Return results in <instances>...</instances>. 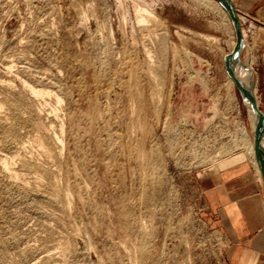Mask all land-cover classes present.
Here are the masks:
<instances>
[{"label":"rangeland","instance_id":"rangeland-1","mask_svg":"<svg viewBox=\"0 0 264 264\" xmlns=\"http://www.w3.org/2000/svg\"><path fill=\"white\" fill-rule=\"evenodd\" d=\"M216 2L0 0V264H226L204 180L253 134Z\"/></svg>","mask_w":264,"mask_h":264},{"label":"crops","instance_id":"crops-1","mask_svg":"<svg viewBox=\"0 0 264 264\" xmlns=\"http://www.w3.org/2000/svg\"><path fill=\"white\" fill-rule=\"evenodd\" d=\"M264 113V0H233ZM255 157L239 153L204 180L205 217L222 239L226 264H264V182Z\"/></svg>","mask_w":264,"mask_h":264},{"label":"water","instance_id":"water-1","mask_svg":"<svg viewBox=\"0 0 264 264\" xmlns=\"http://www.w3.org/2000/svg\"><path fill=\"white\" fill-rule=\"evenodd\" d=\"M226 11L234 29L236 44L233 50L224 58V64L228 76L233 80L246 110L250 122L254 141V157L260 169L264 182V113L259 107L254 84V74L249 67L245 54L247 43L244 37L240 15L233 0H216ZM243 70L247 82L238 76Z\"/></svg>","mask_w":264,"mask_h":264},{"label":"bare ground","instance_id":"bare-ground-1","mask_svg":"<svg viewBox=\"0 0 264 264\" xmlns=\"http://www.w3.org/2000/svg\"><path fill=\"white\" fill-rule=\"evenodd\" d=\"M217 3V2H216ZM219 4V3H218ZM220 5V4H219ZM221 7V6H220ZM222 8V7H221ZM137 9H138V12H144V13H146V14H148V15H151V12H149L147 9H142V8H138L137 7ZM223 9V8H222ZM224 10V9H223ZM224 12L226 13V11L224 10ZM226 15H227V13H226ZM227 17H228V15H227ZM229 18V17H228ZM230 20V19H229ZM233 43V48H234V46H235V44H236V41H234V42H232ZM248 48L246 47V51H245V55H247L248 54ZM238 76L241 78V79H243L245 82H247V77H246V75H245V72L243 71V70H240L239 72H238ZM230 78V77H229ZM230 81L231 82H233V80L230 78ZM231 84H233V83H231ZM5 86V85H4ZM232 86V85H231ZM34 93H36V94H41L42 92L41 91H34ZM53 118V117H52ZM247 129V128H246ZM244 134H245V136H246V138H250L249 137V133H248V131L246 130V131H244ZM57 139H58V142L62 145V146H64V127H62V129H61V136L59 137V135H58V137H57ZM29 143V142H28ZM250 146V150H251V156L253 155V157H254V141L252 140V142H251V144H249ZM3 155V154H2ZM3 159H4V157H3ZM2 160V159H1ZM8 160L5 158V160H3V163H4V165H5V168L6 167H8V166H6V164L8 163L7 162ZM8 165V164H7ZM23 166V165H22ZM33 167V166H32ZM33 169V168H32ZM43 171V170H42ZM259 172H260V170H259ZM45 173V172H44ZM24 174V173H23ZM19 175V174H18ZM21 176V175H20ZM12 177V176H11ZM50 180V179H49ZM53 189V188H52ZM47 249V248H46ZM43 251V250H42ZM57 263V262H56ZM63 264V263H62Z\"/></svg>","mask_w":264,"mask_h":264}]
</instances>
